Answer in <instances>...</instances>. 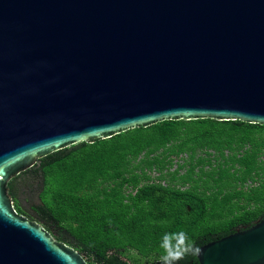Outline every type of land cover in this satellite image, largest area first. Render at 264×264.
<instances>
[{
	"label": "water",
	"instance_id": "obj_1",
	"mask_svg": "<svg viewBox=\"0 0 264 264\" xmlns=\"http://www.w3.org/2000/svg\"><path fill=\"white\" fill-rule=\"evenodd\" d=\"M206 116L264 123V0H0V264H89L14 206L38 157ZM199 249L264 264V219Z\"/></svg>",
	"mask_w": 264,
	"mask_h": 264
},
{
	"label": "trees",
	"instance_id": "obj_2",
	"mask_svg": "<svg viewBox=\"0 0 264 264\" xmlns=\"http://www.w3.org/2000/svg\"><path fill=\"white\" fill-rule=\"evenodd\" d=\"M263 152L264 123L171 117L46 153L8 188L18 213L89 264H141L124 258L132 249L162 264L165 233L186 232L199 248L260 214ZM176 157L182 161L172 169ZM249 178L254 183L245 188ZM15 180L33 182L35 216L20 204ZM178 264H199L197 254Z\"/></svg>",
	"mask_w": 264,
	"mask_h": 264
},
{
	"label": "clouds",
	"instance_id": "obj_3",
	"mask_svg": "<svg viewBox=\"0 0 264 264\" xmlns=\"http://www.w3.org/2000/svg\"><path fill=\"white\" fill-rule=\"evenodd\" d=\"M161 249L163 255L160 257L162 264H178L185 255L199 254L200 249L189 240L186 232L165 233L162 236Z\"/></svg>",
	"mask_w": 264,
	"mask_h": 264
},
{
	"label": "rangeland",
	"instance_id": "obj_4",
	"mask_svg": "<svg viewBox=\"0 0 264 264\" xmlns=\"http://www.w3.org/2000/svg\"><path fill=\"white\" fill-rule=\"evenodd\" d=\"M177 161H182V159L180 157H178V158L176 157L175 160H174L175 164L172 166V169H174L176 167V162ZM152 175L155 176L156 172H152ZM10 179L8 180V182L10 181ZM8 182H7V186H8ZM15 183L17 184L16 194H17V196H18V198L20 200V204L23 206V208L29 214H32V215L35 216L36 214H35V211H34L33 207L35 206V204L37 202V197H36L35 192H34V184H33V182H31V180H27V182H19L18 180H15ZM8 190H9V188H8ZM9 193H10V191H9ZM10 195H11V193H10ZM23 216H25V215H23ZM25 217L27 219H29L27 216H25ZM29 220H31V219H29ZM31 221H35V220H31ZM39 223H41V222H39ZM128 254H130V255H132L134 257H137L141 264H150V262H148L147 259L142 258L137 253V251H135L133 249L127 251L126 252V256L124 257L125 259H127L129 261H132V259L128 258Z\"/></svg>",
	"mask_w": 264,
	"mask_h": 264
},
{
	"label": "flooded vegetation",
	"instance_id": "obj_5",
	"mask_svg": "<svg viewBox=\"0 0 264 264\" xmlns=\"http://www.w3.org/2000/svg\"><path fill=\"white\" fill-rule=\"evenodd\" d=\"M261 160H262V162L264 163V152H263V154L261 155ZM262 180H264V176H263V175H261V178H260V179H259V177H258V178L256 179V182H257V183H261ZM256 182H255V183H256ZM250 183H252V184L254 183L252 178H249V179H248V181L246 182V186H245V188H247V186H248ZM261 196L263 197V194H261ZM243 198H244V197H243ZM245 202H246V200H245ZM246 203H247V202H246ZM249 205L252 207V206L255 205V202H254V201H251ZM258 205L261 206V207H264V197H263V199H262L261 201L258 202ZM248 208H249V207H248ZM262 219H264V209L260 212V214L257 215L256 218H254V219L251 221V223H249V224H245V225H241L240 227L237 228V230H242V229L248 228V227L252 226L253 224H255L257 221H260V220H262Z\"/></svg>",
	"mask_w": 264,
	"mask_h": 264
}]
</instances>
